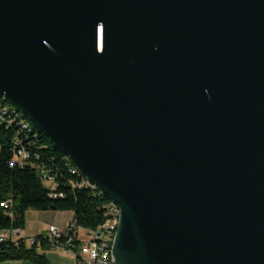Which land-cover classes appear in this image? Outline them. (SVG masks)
Segmentation results:
<instances>
[{"label": "water", "instance_id": "1", "mask_svg": "<svg viewBox=\"0 0 264 264\" xmlns=\"http://www.w3.org/2000/svg\"><path fill=\"white\" fill-rule=\"evenodd\" d=\"M0 100L118 208L111 264H264V0H0Z\"/></svg>", "mask_w": 264, "mask_h": 264}, {"label": "trees", "instance_id": "2", "mask_svg": "<svg viewBox=\"0 0 264 264\" xmlns=\"http://www.w3.org/2000/svg\"><path fill=\"white\" fill-rule=\"evenodd\" d=\"M4 108L7 112L2 111ZM21 123H26L27 129H22ZM18 150H23L26 156L22 165L14 160ZM110 207L111 202L75 171L26 116L16 115L0 100V232L22 231L28 211L70 212L74 223L67 235L61 233L52 241L40 234L31 238L32 245L27 238L0 243V263L50 264L44 252L52 248L53 242L73 237L76 250L87 242L79 238L78 232L83 231L90 238L101 233L111 219ZM74 259L79 264V258Z\"/></svg>", "mask_w": 264, "mask_h": 264}, {"label": "built area", "instance_id": "3", "mask_svg": "<svg viewBox=\"0 0 264 264\" xmlns=\"http://www.w3.org/2000/svg\"><path fill=\"white\" fill-rule=\"evenodd\" d=\"M9 106L11 109H13L16 115L20 116V114H22L11 105ZM2 111L7 112V109L4 108L2 109ZM20 125L22 129H27L26 123H21ZM25 157L26 156L23 150H18L14 154V160L18 163V165H22ZM93 189L95 188L93 187ZM1 206L6 207L5 204H1ZM109 212L111 214V219L107 222L106 225L102 227V232L96 234L95 236H91V238L88 235L87 242L77 247L76 250L73 249L74 246L72 245L73 237H68V236H66V240L63 242L60 241L53 242V246L51 249L56 251H63L67 255H71L73 258L78 257L79 264H111V260H112L111 250H112V244L114 241L116 230L119 224V210L113 203H111ZM73 227H74V223L72 222L68 223L67 232L64 234L67 235L68 232L73 229ZM20 233L21 231L19 230L0 232V243L6 241L17 242V240L20 238ZM60 234L61 233L58 232V230L55 227H50L49 231L47 232V237H49L50 241H52L55 238H58ZM27 239H28L27 243L29 245H32L33 240L31 238H27Z\"/></svg>", "mask_w": 264, "mask_h": 264}, {"label": "rangeland", "instance_id": "4", "mask_svg": "<svg viewBox=\"0 0 264 264\" xmlns=\"http://www.w3.org/2000/svg\"><path fill=\"white\" fill-rule=\"evenodd\" d=\"M68 213H62V212H36V211H28V214L25 216V226L22 230V235H20V238L24 237V231L25 229H28V233H37L35 236L40 235L43 231H38L40 226H43L42 224H46V231H49V226L53 225L58 232L59 230L64 228L63 232H67V225L69 222H71V219ZM39 222H42L40 225ZM80 237L83 238V231H79ZM31 235L30 237H32ZM28 238V237H26ZM46 254V257H49V261L53 262V264H76L74 258L71 255H67L63 251H56V250H46L44 252ZM15 261H7L2 262L0 264H10L14 263Z\"/></svg>", "mask_w": 264, "mask_h": 264}, {"label": "crops", "instance_id": "5", "mask_svg": "<svg viewBox=\"0 0 264 264\" xmlns=\"http://www.w3.org/2000/svg\"><path fill=\"white\" fill-rule=\"evenodd\" d=\"M64 213H68L69 214V216L70 217H68V218H70L71 219V221H72V219H73V214L72 213H70V212H64ZM28 214V212L26 213V215ZM25 215V216H26ZM40 223V225L42 224V222H39ZM70 223V222H69ZM43 226H40V228H39V230L38 231H42V230H45V231H43V232H47L46 231V224H42ZM50 227H53V225H50L49 226V228ZM28 229H25V231H24V237L26 238V237H28V238H34V237H36L35 235L38 233H34V234H30V233H28ZM64 231V228L63 229H61V230H59V232L60 233H65V232H63ZM42 232V233H43ZM84 233V232H83ZM20 235H22V231H21V233H20ZM31 235H33L32 237H30ZM78 236H79V238L83 241V242H85V241H87L88 239H87V236L86 235H83V238L82 237H80V234H79V232H78ZM46 252V251H45ZM45 255V257H46V254H44ZM47 258V257H46ZM47 260L49 261V257L47 258ZM75 260V259H74ZM49 263L50 264H53V262H51V260L49 261ZM10 264H31V263H29V262H25V261H15L14 263H10Z\"/></svg>", "mask_w": 264, "mask_h": 264}]
</instances>
